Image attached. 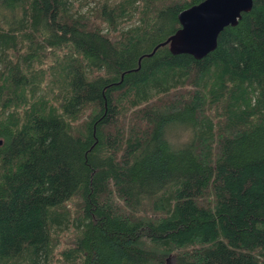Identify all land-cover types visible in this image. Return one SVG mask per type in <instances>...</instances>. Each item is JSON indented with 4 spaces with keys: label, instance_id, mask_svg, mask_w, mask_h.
I'll return each mask as SVG.
<instances>
[{
    "label": "trees",
    "instance_id": "obj_1",
    "mask_svg": "<svg viewBox=\"0 0 264 264\" xmlns=\"http://www.w3.org/2000/svg\"><path fill=\"white\" fill-rule=\"evenodd\" d=\"M200 1L0 0V264H264V0Z\"/></svg>",
    "mask_w": 264,
    "mask_h": 264
},
{
    "label": "water",
    "instance_id": "obj_2",
    "mask_svg": "<svg viewBox=\"0 0 264 264\" xmlns=\"http://www.w3.org/2000/svg\"><path fill=\"white\" fill-rule=\"evenodd\" d=\"M252 4L253 0H202L178 13L180 27L161 44L168 43L173 54L200 59L216 48L219 33L236 25Z\"/></svg>",
    "mask_w": 264,
    "mask_h": 264
},
{
    "label": "rangeland",
    "instance_id": "obj_3",
    "mask_svg": "<svg viewBox=\"0 0 264 264\" xmlns=\"http://www.w3.org/2000/svg\"><path fill=\"white\" fill-rule=\"evenodd\" d=\"M180 136H181V139L182 138H184L185 137V135L183 134H179ZM185 139V138H184ZM67 232H69V229L68 230H66V231H64V233H67ZM63 233V234H64ZM167 264H175L174 263V256H170L168 259H167Z\"/></svg>",
    "mask_w": 264,
    "mask_h": 264
}]
</instances>
